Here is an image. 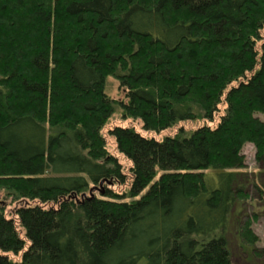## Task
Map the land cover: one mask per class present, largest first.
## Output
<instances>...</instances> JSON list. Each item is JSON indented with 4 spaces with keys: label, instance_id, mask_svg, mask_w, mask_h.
Listing matches in <instances>:
<instances>
[{
    "label": "trees",
    "instance_id": "1",
    "mask_svg": "<svg viewBox=\"0 0 264 264\" xmlns=\"http://www.w3.org/2000/svg\"><path fill=\"white\" fill-rule=\"evenodd\" d=\"M263 30L264 0H0V264H233V236L255 253L242 208L264 184L240 171L246 144L264 160ZM221 104L162 140L109 129L132 177L113 189L115 108L159 134Z\"/></svg>",
    "mask_w": 264,
    "mask_h": 264
},
{
    "label": "rangeland",
    "instance_id": "2",
    "mask_svg": "<svg viewBox=\"0 0 264 264\" xmlns=\"http://www.w3.org/2000/svg\"><path fill=\"white\" fill-rule=\"evenodd\" d=\"M105 93L111 99L126 102L124 89L120 87L119 82L115 78L108 77L106 79ZM224 108V104H221L219 106V112L215 115L214 121L212 123H206L205 121L181 122L175 127L163 131L159 134L145 132L144 130H142V124L139 120L123 119L121 117L120 109L115 108L116 110L114 114L112 115L106 126L102 129V135L106 140L107 149L109 153L115 156L118 161L122 164L124 173H126L127 175V183L125 186L116 187L113 189L116 191L125 190L129 186L132 177L128 170L130 167V161L117 150L114 138L108 136L107 134L109 129L115 126L133 127L136 131H138L144 136L153 137L157 140H162L167 136H173L179 128H182L185 132H191L192 130L204 124H208L211 127H215L219 121V117L224 112ZM255 117H257L260 121L264 122V113H255ZM242 154L245 158V168L242 169L240 172L246 173L247 176L245 177H247L248 180H250L251 182L255 181L256 185L261 186L263 188L262 184H264V160H262L260 163L257 162V160L255 159V149L252 144H246L242 149ZM3 196L4 193L0 191V201H4ZM259 198L260 197L257 194L256 189L250 186L248 199L242 208V210L244 211V216H247L249 219H251L254 215L258 214V216L256 215L257 217L255 216L256 219L254 217L251 219V229L258 239V241L252 247L256 251L255 253H251L249 251L250 249H244L240 247L238 239L236 238V236H233L231 238L230 247L232 252L233 264H264V252H261V250L264 249V202H262L263 200H260ZM5 203L7 207L5 211L6 215L8 217H14L13 210L20 203L10 205L9 200H6ZM11 258L14 260H19V257L11 256Z\"/></svg>",
    "mask_w": 264,
    "mask_h": 264
}]
</instances>
